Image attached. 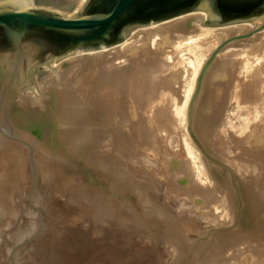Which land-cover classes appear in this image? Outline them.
<instances>
[{
	"label": "bare ground",
	"instance_id": "obj_1",
	"mask_svg": "<svg viewBox=\"0 0 264 264\" xmlns=\"http://www.w3.org/2000/svg\"><path fill=\"white\" fill-rule=\"evenodd\" d=\"M61 1L65 4L75 5L78 8L85 0ZM189 15L191 16V13L187 14V16ZM201 15L204 16V19L206 18L204 14H195L192 17L197 20ZM187 16L176 17L161 22V24L143 26L141 32L133 34L131 38L125 39L109 50L103 49L100 52L71 57L69 61L79 63L73 68L72 72L83 64H89L90 61L98 62H96L94 68H90L77 77L79 78L77 85L80 86L81 90L76 92V96L70 97L73 104L68 109L69 111L64 114V110L60 108L58 94L54 95V104H52L54 109L52 107L45 113H39V111L29 109V107L27 109L25 97L20 101L19 112L16 113L14 120L15 124L20 125L23 130L32 127L30 125L32 120H41L40 125L43 124V130L40 133H35L38 137L37 141H41L40 143L48 146L54 152L58 150L59 154L61 153L59 148L63 142V144L66 143L69 146L74 145L72 151L67 154L66 158L69 159L74 155H78V153L87 154L88 150H93V148L95 150L96 145L104 143V136L107 132L117 133L119 131L118 125H128L132 137L135 139V141H132L135 147L132 148L131 153L134 162L138 164L141 162L137 161L139 158L137 149L141 153L147 154V160L145 161L147 168L144 170L139 168L141 170L139 171V173L141 172L140 181H149V175L154 177L155 170L159 174L163 172L172 191L184 199L180 208L185 207L183 211L187 209L188 213L198 215L199 220L205 222L204 225L200 221L202 222V228L199 226L200 231L205 229V226L208 230V227L211 228V226L218 229L223 225L230 224L233 215L227 210L229 204H233V188L219 184L206 168L198 173L195 171L198 170L196 159L199 154L193 149L186 134L183 138L181 130L183 129L185 132L186 129L184 123L186 121L187 106L197 76L207 59H204L205 51L213 50L224 36L240 33L248 29L249 26L246 24L202 25L199 26L198 33L193 36L180 37V34L179 36L172 35L168 36V40H162V42H160L161 35L153 36L156 29L165 25H168L165 29L170 32H179V22ZM139 35L145 36L144 40L146 39L141 46L138 45L143 41V36ZM245 47V44H232L225 47L217 55L218 58H224V61L229 60L230 65L226 81V98L223 100L222 109L213 130L215 131L217 157L231 167L234 173L243 179L245 184L247 190L246 200L250 206L249 228L247 230L249 232L242 231V233L240 227L237 229L207 231L210 238L215 239L213 254L210 255L209 249H204L205 243L203 242L192 256L183 254L184 256L182 255L183 257L180 259L181 256H179L180 253L178 254L177 250L182 252L188 247L185 246L187 242L184 243V239L180 237V234L190 233V231H187V227L185 228L184 223V225H174L171 230L165 229V227H160L159 230L151 229V231L138 227L140 232L135 230L138 233H143V235L147 233L146 235H149V237L151 235L150 238L153 236L155 242L156 240L159 242L165 240L166 243L173 244L172 253L174 257L171 259L173 264H264V47L259 48L256 52V48L250 50V48ZM187 60L190 62L189 65L197 67L194 69L192 78H183V75L186 74L184 68ZM62 89H53V91L59 93ZM96 98L101 106L103 120L96 126L92 122V118L88 119L86 117L82 122H79L81 126L75 136L64 134L69 132L75 123L70 121L71 118L83 114L85 111L83 105L88 104V108L93 106L97 102ZM174 129H178L180 132L176 130L177 133ZM178 135H180V138L185 139L187 147H192V150L188 149L194 151L192 153L188 152L193 157L191 155V158L187 157V161L190 159L191 164L187 163L188 166L186 167L183 165L185 160L175 159V157L179 159V153L174 154V148L172 154L169 151V146L171 147L172 143L175 142L174 136L177 138ZM2 147L3 144H0V152ZM184 149L182 152L186 151ZM193 154H197V156ZM184 155L179 156L183 159ZM86 166L88 168L84 173H75L73 176L70 165H54L50 169L43 170L41 176L44 180H48L50 177L57 180L56 182H60V184H65L63 187L65 191L69 187V183H72L73 185H71L78 189L84 186L85 191L89 192L86 206L91 209L90 211L94 215L104 214V212L93 206L95 204L111 203L113 206L121 205L120 207H123L139 206L142 202L152 203L149 194H143L145 190L139 189L138 193H135L134 184L131 180L129 181L127 178L125 180L124 177L118 176L115 168L107 169L108 163ZM170 170H176L177 177L181 178H179L180 186L176 185L178 182L174 184L179 179L175 177V174L173 176L174 171L171 174ZM147 172L149 175H147ZM172 176L177 180L173 182ZM47 180H45V183ZM56 182H53V184H56ZM184 183H188L186 184L188 186L186 187ZM4 184H7V182L3 181L1 185L4 186ZM60 184H58L60 187L55 186L62 188L63 185ZM140 184L144 183L140 182ZM78 189L75 190L78 191ZM188 199H193L194 203L196 200L197 203L193 205V202L190 203ZM258 214H260V217H258ZM136 216L142 220L141 213ZM257 219L259 224L256 222L255 225H258V230L254 229V221ZM199 224H197L196 229ZM250 226H253V229ZM191 227L194 226L191 225ZM191 227L189 226V228ZM157 231L160 233L157 234ZM193 231L195 232V229L191 232ZM187 234L183 237L190 240ZM140 235L142 236V234ZM222 237L225 238L221 240ZM182 248L184 249L182 250Z\"/></svg>",
	"mask_w": 264,
	"mask_h": 264
},
{
	"label": "rangeland",
	"instance_id": "obj_2",
	"mask_svg": "<svg viewBox=\"0 0 264 264\" xmlns=\"http://www.w3.org/2000/svg\"><path fill=\"white\" fill-rule=\"evenodd\" d=\"M58 2L62 12L65 14H72L77 10L75 5L65 4L61 0H58ZM195 14L198 13H191V16L186 15L187 17L182 19L183 22L180 20L179 25L182 28L180 29V26H178L179 32H170L165 29L168 25L166 26L164 24L165 26L156 29V33L153 36L161 35L160 42H162V40H168V36L172 35L179 36L180 34V37H188L197 34L199 26L202 25L195 19V17H192ZM236 24H246L249 28L240 33H233L224 36L213 50L205 51L204 59H209L219 45L227 39L254 31V24L252 23L243 22ZM142 30V27L133 30L128 38H131L133 34H136L139 31L141 32ZM262 30H264V28ZM262 30H259L249 37L233 44H245V48H250V50L256 48V52L259 48L264 47V31ZM144 38L145 36H143V41L139 43L138 46L144 44L146 40H144ZM112 47L105 48L104 50H109ZM225 47L221 48V50ZM98 51L100 52V50L82 52L52 64L56 69L58 78L60 79V87H58L56 72L52 71L38 83L39 91L41 93L46 92L48 99L44 98V96L35 89L38 100L44 110H41L39 105L35 107L33 106L36 94L31 87H26L25 91H20L16 96L14 109L6 121L4 111L0 110V144H3L0 152V264H173V261L171 260L172 257H174L172 253L174 247L173 244L169 242L168 244L165 240H161L160 242L156 240V243L153 236L150 238L151 235L149 237V235H146L147 233L145 234L147 237L143 235V233H138L140 232L138 227L147 231H151V229L159 230L160 227H165V229L168 228L171 230V227L174 225L178 226L184 223L185 225H183L185 228L187 227V231H190V233H186L190 240L183 237L186 235L185 233L180 234V237L184 239V243L187 242L185 243L187 245H184L189 247V249L187 247L185 251L182 252H180L181 250H177L178 254L180 253L179 256H181L179 257L180 259L185 254L186 256H192L203 242L205 243L204 249H209L208 252H210V255L213 254L215 239H211L208 232L229 228L237 229L238 227L242 229L241 232H249L247 230L249 228L248 218L250 215V206L246 200L247 190L243 179L238 174L234 173L231 167L222 162L217 157L215 151V131L213 129L216 127L218 115L222 109L223 100L226 98V81L228 79L227 76L230 65L229 60L224 61V58L221 59L217 56L211 63L205 73L199 94L193 106L192 121L189 123L188 115H186V121L184 123L186 125L185 132L183 129L181 130L183 138L186 134L193 149L199 154V156L195 154L197 156L196 161H198L196 164V166L198 165V170L195 171L198 173L203 168H206L208 173L219 184L224 186L228 185L233 188V204H229L227 210L233 215L231 222H229L230 224H228L229 226L223 225L218 229H214L215 227L213 228V226H211V228L208 227V230L207 226H205V229L199 231V229L202 228V224L205 222L199 220L198 215L188 213L186 211L187 209L183 211L185 207L180 208L182 200L184 199L179 194L172 191L168 179L164 176L163 172H160L159 174V172L155 170L154 177L147 172V175L150 176L151 180L140 181L141 172L139 173V171L141 170L139 168L143 170L147 168L145 166L147 154L141 153L137 149V155L140 158H138L137 161H141V165L134 162L131 153L133 151L132 148L135 147V145L132 144V141H135V139L132 137V132L129 130L128 125H118L119 131L117 133L113 131L107 132L104 136V143L96 145L95 150L94 148L93 150H88L87 154L82 152L78 153V155H74L69 159L66 158L67 154L69 151H72V146L74 145L69 146L66 143L63 144V142L60 145L59 152L61 153L59 154L58 150L54 152L48 146H44L43 143H40L41 141H37L38 137L35 133H40V131L43 130V124L40 125L41 120H32L30 124L32 127L25 130H23L20 125L15 124L14 119L16 113L19 112L20 101L25 97L27 109L29 107V109L37 110L39 113H45L52 107L54 109V105H52L54 104V95L56 96V94H58L57 98L60 103V108L63 109L64 114H66L73 104L70 97L72 98L76 96V92L81 90L80 86L77 85V82L79 81V78L77 77L83 72H87L90 68H94L96 62H98L90 61L89 64H83L72 72L73 68L79 63L77 61L71 62L69 59L80 54L94 53ZM225 58H227V56H225ZM189 64L190 62L187 60L184 68L186 74L183 75V78H192L194 69L197 68ZM204 64L202 65L200 72ZM200 72L197 76V80ZM197 80L188 102L187 114L190 100L196 90ZM61 88L63 89L59 93L53 91V89L58 90ZM96 101L97 102L89 108L87 107L88 104L83 105V108L85 109L84 113L81 115L79 114L78 116L75 115L73 119L71 118L70 121L75 123L72 125L70 131L65 132L64 134L75 136L81 126L79 122H82L86 117H88V119L92 118V122H94L96 126L103 120L101 106L98 103L97 98ZM189 126L194 137L202 143L206 151L212 157L221 161L231 169L235 175L234 181L231 178L230 172L226 168L211 162L204 155L193 135L190 133ZM174 130L177 133L178 131L180 132L178 129ZM179 136L180 135H178L177 138L174 136L177 144L175 142L172 143V146H169V151L171 154L174 151V154L179 153V159L177 157H175V159H181V161L185 160L183 165L186 167L190 163V159L187 161V157L191 158L190 155L192 156V154L190 153L194 151H191L192 147H187L185 139L182 137L180 138ZM178 138L180 139V142ZM183 149L186 151L182 152ZM188 152L190 153L188 154ZM181 154H185L183 159L179 156ZM100 163H108L107 169L115 168V172L118 176L121 178L124 177V179L127 178L129 181L131 180L134 184L133 187L135 193H138L139 189H142L143 191L145 190L144 193L143 191L141 192L145 195L149 194L148 196L152 198V203L142 202L139 206L123 207H120L121 205L113 206L111 203L95 204L93 206L104 212V214L94 215L92 211H90L91 209L86 206L89 198L87 195L89 192L85 191L84 186H81L78 189L74 188L72 183H69L70 185L72 184V187L69 185L65 191L63 189L65 184L61 183L63 186L62 188H59L60 186L58 184H60V182H56L57 180L49 177L48 180L45 179L47 180L45 183V180L41 176L43 170L50 169L54 165H70L71 172H73L72 175L74 176L75 173H84L86 168H88L86 165L91 166ZM173 171L170 170V173L172 174ZM189 171L191 172L190 169ZM157 173L159 176L156 175ZM174 174L175 177H177L176 170L172 175L174 176ZM173 176L171 178L173 182L180 178L178 176L177 179H174ZM180 179L175 181L174 184L178 182L176 184L178 186ZM51 180L54 183L56 182V184H53ZM3 181L7 182L4 186L1 185ZM145 181L150 185H147ZM140 182H143L144 184H140ZM186 184L188 183H184L185 186ZM55 185L59 187L57 188ZM75 189H78V191ZM188 200L190 203L193 202V205L197 203L196 200L195 203L193 199ZM139 213L143 216L142 220L138 219L136 216ZM259 215L260 214H258V217H260ZM256 222H258V219L254 221V225ZM198 223L202 224H199L196 229ZM191 225L195 228L191 227ZM189 226L192 229L189 228ZM199 226L201 227L199 228ZM250 227L253 229V226ZM254 227V229L258 230V225H255ZM193 229H195V232L198 231L196 233L194 231L191 232ZM198 232L199 234L197 235ZM158 233L160 232L157 231V234ZM140 234H142V236ZM224 238L222 237L221 240ZM189 241L194 243L190 244ZM199 241L200 243H198ZM207 241H209L208 244ZM163 242L164 244L166 243V245L162 244ZM183 249L184 248H182V250Z\"/></svg>",
	"mask_w": 264,
	"mask_h": 264
},
{
	"label": "water",
	"instance_id": "obj_3",
	"mask_svg": "<svg viewBox=\"0 0 264 264\" xmlns=\"http://www.w3.org/2000/svg\"><path fill=\"white\" fill-rule=\"evenodd\" d=\"M190 13L203 26H225L248 22L254 31L227 39L204 64L190 100L188 120L201 83L221 48L243 40L264 28V0H85L72 14H65L58 0H0V110L5 121L14 109L16 96L26 87L35 92L42 78L56 69L52 64L82 52L118 45L133 30L174 19ZM58 87H60V79ZM48 99L45 93H41ZM44 110L38 96L33 106ZM189 131L193 135L190 126ZM194 137V135H193ZM204 155L212 157L194 137Z\"/></svg>",
	"mask_w": 264,
	"mask_h": 264
}]
</instances>
